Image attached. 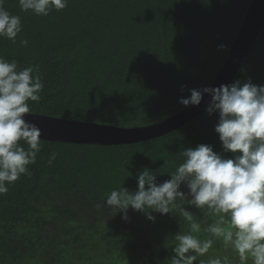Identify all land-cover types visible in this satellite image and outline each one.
<instances>
[{
  "label": "trees",
  "instance_id": "16d2710c",
  "mask_svg": "<svg viewBox=\"0 0 264 264\" xmlns=\"http://www.w3.org/2000/svg\"><path fill=\"white\" fill-rule=\"evenodd\" d=\"M251 2L68 0L66 8L37 16L22 11L18 0H4L22 30L15 43L0 37V56L19 69L39 67L44 87L38 103L28 101L29 114L123 128L151 125L188 108L178 101L191 89L209 87ZM237 80L264 85V25L231 83ZM217 121V113L204 111L171 133L129 145L41 140L31 175L0 195V264H169L175 234L189 231L179 213H152L150 221L129 208L123 220L97 205L120 185L134 192L144 168L157 174V183L170 179L186 148L208 144L233 158L223 152ZM185 207L201 224L196 235L206 238L203 229L215 218ZM206 255L239 264L222 241Z\"/></svg>",
  "mask_w": 264,
  "mask_h": 264
},
{
  "label": "clouds",
  "instance_id": "9594fccd",
  "mask_svg": "<svg viewBox=\"0 0 264 264\" xmlns=\"http://www.w3.org/2000/svg\"><path fill=\"white\" fill-rule=\"evenodd\" d=\"M18 4L22 11L48 16L66 8L68 0H18ZM3 5L0 0V37L15 43L22 30L21 18ZM27 43L20 41L22 46ZM43 87L38 66L19 69L15 60L0 56V195L22 175L30 176L28 166L36 163L41 131L25 114L32 111L28 101H40ZM204 94L211 97L207 114H218L214 131L223 152L232 153L233 158L214 152L208 144L186 148L179 153L181 162L168 172L170 179L157 183V174L144 168L136 177L134 192L120 185L97 207L111 208L123 220L128 219L129 208L150 221L155 220L152 213H179L189 231L175 234L169 264H229L228 257L203 259L216 241L230 247L239 264H264V85L237 80L191 89L190 96L178 102L184 107L197 106ZM55 158L56 153H50L48 163ZM182 185L187 192L181 190ZM185 205L206 210L215 218L203 229L206 238L196 235L201 224Z\"/></svg>",
  "mask_w": 264,
  "mask_h": 264
},
{
  "label": "water",
  "instance_id": "95a60500",
  "mask_svg": "<svg viewBox=\"0 0 264 264\" xmlns=\"http://www.w3.org/2000/svg\"><path fill=\"white\" fill-rule=\"evenodd\" d=\"M263 25L264 0H252L227 58L209 87H219L233 81ZM210 99L208 94H204L197 106L190 105L184 111L155 124L129 128L29 113L25 114V119L40 129V138L44 141L100 146L129 145L153 140L185 126L205 111Z\"/></svg>",
  "mask_w": 264,
  "mask_h": 264
},
{
  "label": "rangeland",
  "instance_id": "374dc122",
  "mask_svg": "<svg viewBox=\"0 0 264 264\" xmlns=\"http://www.w3.org/2000/svg\"><path fill=\"white\" fill-rule=\"evenodd\" d=\"M205 257H206V258H209V256H208V255H206Z\"/></svg>",
  "mask_w": 264,
  "mask_h": 264
}]
</instances>
